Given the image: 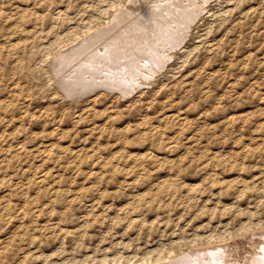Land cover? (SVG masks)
I'll list each match as a JSON object with an SVG mask.
<instances>
[{"label":"rangeland","instance_id":"rangeland-1","mask_svg":"<svg viewBox=\"0 0 264 264\" xmlns=\"http://www.w3.org/2000/svg\"><path fill=\"white\" fill-rule=\"evenodd\" d=\"M160 1L0 0V264H195L263 239L264 0ZM140 4L164 6L139 27ZM117 29L109 63L148 42L162 65L128 55L129 89L58 78Z\"/></svg>","mask_w":264,"mask_h":264},{"label":"bare ground","instance_id":"bare-ground-1","mask_svg":"<svg viewBox=\"0 0 264 264\" xmlns=\"http://www.w3.org/2000/svg\"><path fill=\"white\" fill-rule=\"evenodd\" d=\"M155 1V0H154ZM160 1V0H159ZM167 1V0H166ZM166 1H165V5H167V8H168V4H166ZM169 1V0H168ZM172 1V0H171ZM170 1V2H171ZM177 1V0H176ZM179 1V0H178ZM189 1V2H188ZM187 2L188 3H193L194 4V2L192 1V0H188ZM161 2V1H160ZM164 1H162V3H163ZM180 2H181V0H180ZM179 2V3H180ZM186 2V3H187ZM207 2V1H206ZM178 3V2H177ZM164 4H162L163 6H164ZM175 4V3H174ZM162 5L161 4H157L155 7H153V8H151V9H149V8H145V10H142V9H144V8H141L140 6H143V5H139V6H137V7H135V8H132V7H129L130 9H132L133 11L135 10V11H138V13H136L137 15H135V13L132 11H130V9L129 8H127V9H123V10H127V14H129L128 15V19H129V17H131L132 19L134 18V22L133 23H136V24H139V27L140 26H143V24L145 23V21L144 20H147V22L148 21H151L152 20V17L153 16H155L156 17V8H161L162 7ZM169 5H171V4H169ZM173 5V4H172ZM178 5V4H177ZM177 5H175V6H177ZM145 6V5H144ZM147 6V5H146ZM180 6H184L183 5V3L180 5ZM180 6L178 5V7L180 8ZM185 6H186V4H185ZM184 6V7H185ZM177 7V8H178ZM182 7H181V9H178L177 11H178V14L180 15V14H184V10H182ZM155 8V9H154ZM165 8V7H164ZM175 8V7H174ZM129 9V10H128ZM155 10V11H154ZM158 10V9H157ZM121 11V10H120ZM160 11V10H159ZM162 11V10H161ZM173 11V10H172ZM175 11V10H174ZM124 12V11H123ZM123 12H121V13H123ZM158 12V11H157ZM120 13V12H119ZM175 13V12H174ZM173 13V14H174ZM187 13H188V11H187ZM187 13H186V15H187ZM123 14H125V16H127L126 15V12L125 13H123ZM159 14V13H158ZM120 15V14H119ZM166 15H167V12H166ZM192 15V14H191ZM195 15V14H194ZM159 16H160V14H159ZM182 16V15H181ZM124 17V16H123ZM165 17V16H164ZM116 18H117V16H116ZM118 18H119V16H118ZM126 18V17H125ZM158 18V17H157ZM160 18V17H159ZM182 18V17H181ZM186 18V17H185ZM189 18V17H188ZM120 19V18H119ZM118 19V20H119ZM123 19V18H122ZM128 19L126 18V20L128 21ZM132 19H131V21H132ZM184 19V18H183ZM193 19V18H192ZM155 20V19H154ZM164 20V19H163ZM179 20V19H178ZM177 20V21H178ZM122 21H124L125 22V19H123ZM130 21V23H132ZM153 21V20H152ZM184 21H185V19H184ZM118 23H119V21H117ZM153 22H155V21H153ZM157 22V21H156ZM162 22V21H161ZM164 22V21H163ZM162 22V23H163ZM166 22V21H165ZM179 22H181V21H179ZM178 22V23H179ZM121 23V22H120ZM152 23V22H151ZM150 23V24H151ZM178 23H176V24H178ZM124 25L125 23H121V25ZM128 24H129V22H128ZM128 24H126L127 25V27L129 26ZM158 25H159V23H157ZM113 25V24H112ZM121 25H118V28H119V26H121ZM122 25V26H123ZM148 25V24H147ZM155 25V24H154ZM165 25H169V23L167 24V22H166V24ZM145 26V25H144ZM151 26H152V24H151ZM157 26V25H156ZM161 26H163V25H161ZM124 27V26H123ZM131 27H132V25H131ZM154 27V26H153ZM152 27V28H153ZM160 27V26H159ZM170 27V26H169ZM121 28V27H120ZM129 28V27H128ZM133 28V27H132ZM131 28V29H132ZM135 28H138V26L136 27L135 26ZM134 28V29H135ZM145 28H146V26H145ZM151 28V27H150ZM163 28V27H162ZM167 28V27H166ZM124 29V28H123ZM123 29H120V31L121 30H123ZM130 29V28H129ZM147 29V28H146ZM160 30H161V27L159 28ZM164 29V28H163ZM115 30V29H114ZM118 30V29H117ZM141 30V29H140ZM156 31H158L157 30V27H156V29H155ZM159 30V31H160ZM174 30V29H173ZM116 31V30H115ZM119 30L116 32V34H115V32H114V35H110V37L109 38H105L104 36L105 35H102V37H104L105 38V40L103 41V42H101V43H99V44H94L93 43V45H98L99 46V50H95V51H93V52H90L89 54H87L86 53V55L88 56V58L87 57H84V58H86L85 60H83V61H80V60H76V57L74 58L73 56V58H69L68 60H66V64H65V66H64V69H63V71L61 72V74H59V76H58V78L59 77H61V79H62V77L65 75L66 76V78L68 77L69 78V76L70 75H72V77L75 75V76H77V74H82L81 76H82V80H80V81H82V82H85L84 84L86 85V86H89L90 84H91V86L93 85V86H96V84L97 85H99V86H108V87H123V86H125V85H127L128 86V89H129V84H131V86L132 87H134L135 88V86H138L137 85V81L135 80L134 81V79H135V77L136 76H131V73H132V71H130V70H127V68L129 67V65H133V64H136V65H138V66H140V67H146V63L148 64V66L149 67H151L152 69H151V71L154 69V68H157V67H159V66H161L162 65V59L163 58H158V56H155L156 55V52H154V48L155 47H157V46H154V44H149L148 42H146V46H144V47H140L141 45H139V46H136V48L135 49H133V50H131V53L129 54L128 53V55L130 56V59H131V61H130V59L128 58L129 56L127 55V58L129 59V65H127V63H126V59H125V56H123V58H124V60L122 61L121 60V62L122 63H124V67L123 66H120V64H119V62H118V65H114V64H111V63H109V61L111 62L112 61V59H110L111 57H115V56H117L118 54L120 55V53H119V50L120 49H118V46L120 47V45H117L116 43H114L113 41H112V38H114L116 35V38L118 37V35H119V32H120ZM134 32V34H136V32H138V31H135V30H133ZM144 31V30H143ZM162 31V30H161ZM94 32V31H93ZM122 32V31H121ZM128 32H130V31H128ZM128 32H126V33H128ZM131 32H132V30H131ZM130 32V33H131ZM140 32H142V31H140ZM145 32H146V30H145ZM153 32L155 33V31L153 30ZM164 32H166V36L165 37H163V34H165ZM123 33V32H122ZM143 33V32H142ZM141 33V34H142ZM147 33V32H146ZM154 33H150V35L151 34H154ZM110 34V33H109ZM112 34V33H111ZM149 34V33H148ZM160 34L161 35H158V33H155V37L153 36V35H151V36H153V38H159V40H161V42H159V43H163V42H165V43H167V42H173V43H178L179 42V40H182V39H180V37H176L175 36V34H172V33H170V34H168V31L166 30H163L162 32H160ZM107 35V34H106ZM120 35H121V33H120ZM119 35V36H120ZM125 35V34H124ZM131 35V34H130ZM142 35H144V33L142 34ZM129 36V34L127 35V37ZM134 36V35H133ZM136 37H137V35H135ZM147 36V35H146ZM121 37V36H120ZM119 37V38H120ZM132 37V36H131ZM139 37V36H138ZM103 38V39H104ZM125 39H126V37H124ZM141 38V37H140ZM147 38V37H146ZM145 38V39H146ZM148 38H150V37H148ZM147 38V39H148ZM183 38V37H182ZM115 39V38H114ZM118 39V38H117ZM128 39V38H127ZM135 39V38H134ZM134 39H132V40H134ZM137 39V38H136ZM139 39V38H138ZM137 39V40H138ZM152 39V38H151ZM156 39V40H157ZM122 40V39H121ZM120 40V41H121ZM124 40V39H123ZM122 40V41H123ZM141 40H142V38H141ZM119 40H118V42H120ZM136 41V40H135ZM139 41V40H138ZM146 41V40H145ZM144 41V42H145ZM152 41V40H151ZM158 41V40H157ZM132 42V41H131ZM154 42V41H153ZM123 44H121L122 45V47H124V42H122ZM128 43H130V41L128 42ZM133 43V42H132ZM135 43V42H134ZM138 43V42H137ZM85 44V43H84ZM126 44H127V41H126ZM156 44V43H155ZM171 44V43H170ZM92 45V44H91ZM117 45V46H116ZM143 45V44H142ZM160 45V44H159ZM158 45V46H159ZM83 46V45H82ZM81 46V47H82ZM126 46V45H125ZM128 46V45H127ZM131 46V45H130ZM171 46H175L174 44L173 45H171ZM170 46V47H171ZM80 47V46H79ZM78 47V48H79ZM90 47V46H89ZM95 47V46H94ZM83 48V47H82ZM82 48H81V50H82ZM87 48V47H86ZM96 48H97V46H96ZM131 48H133V47H131ZM163 47H157V50H161ZM88 49V48H87ZM92 49H94L93 47H92ZM118 49V50H117ZM152 49V50H151ZM154 49V50H153ZM171 49H172V47H171ZM89 50H91V49H89ZM122 50V49H121ZM126 50V49H125ZM129 50H130V48H129ZM75 51V50H74ZM83 51H84V48H83ZM124 51V50H123ZM128 51V50H127ZM171 51V50H170ZM73 52V51H72ZM87 52V51H86ZM122 52V51H121ZM75 53V52H74ZM79 53V52H78ZM78 53H76L75 55H77ZM82 53V52H81ZM123 53V52H122ZM126 53V52H125ZM124 53V54H125ZM83 54H85V51H84V53ZM74 55V54H73ZM93 55V56H92ZM159 55V54H158ZM160 55H162V53H160ZM79 56V55H78ZM82 56H84V55H82ZM68 57V56H67ZM118 57V56H117ZM117 57H115L116 59H117ZM82 58V57H81ZM80 58V59H81ZM122 58V59H123ZM143 58V61H144V64L142 63V64H137V62L136 61H138L139 62V60H141ZM78 59V58H77ZM100 59V60H99ZM103 60V61H102ZM108 62H107V61ZM118 60V59H117ZM61 61V60H60ZM65 61V60H64ZM94 61H95V63H94ZM99 61H102V65L99 63ZM113 61H115V60H113ZM120 61V60H119ZM135 61V63H133ZM81 62V63H80ZM117 62V61H116ZM120 62V63H121ZM128 62V61H127ZM142 62V61H141ZM113 63V62H112ZM100 64V65H99ZM63 65V64H62ZM75 65H76V68H73V66L75 67ZM83 66V67H82ZM134 66V65H133ZM59 67V66H58ZM121 67H123V68H121ZM125 67H126V70L125 71H122V69L124 70L125 69ZM132 67V66H131ZM137 67V66H136ZM143 67V69H145ZM63 68V67H62ZM79 68L81 69V71L80 72H77V70L76 69H78L79 70ZM74 69V70H73ZM133 69V68H132ZM148 69H150V68H148ZM158 69V68H157ZM73 70V71H72ZM137 71H138V68H137ZM145 71V70H144ZM149 71V70H148ZM155 71V70H154ZM157 71H159V70H157ZM57 72V71H56ZM128 72V73H127ZM134 72V71H133ZM59 73V72H58ZM125 73H127V74H125ZM135 73H137L138 74V72H134V74ZM145 73H147V72H145ZM156 73V72H155ZM154 73V74H155ZM150 74H152V73H150ZM125 75V76H124ZM136 75V74H135ZM139 75V74H138ZM144 75V74H143ZM149 75V74H148ZM80 76V75H79ZM93 76H95L96 77V79L94 78L93 79ZM140 76H142V75H140ZM147 76V75H146ZM145 76V77H146ZM153 76H155V75H153ZM83 77H86L85 79L83 78ZM92 77V78H91ZM128 78V79H126V81H128V82H126L125 80H124V78ZM132 77H134V79L132 78ZM143 77V76H142ZM148 77V76H147ZM151 76H149V78H150ZM68 78L66 79V80H68ZM70 78H71V76H70ZM69 78V79H70ZM121 79L122 81H120L119 79ZM138 78V77H137ZM136 78V79H137ZM144 78V77H143ZM60 79V78H59ZM65 79V78H64ZM74 79V78H73ZM77 79V78H76ZM83 79L85 80V81H83ZM142 79V78H141ZM93 80L95 81L94 83H93ZM70 81V80H69ZM76 81H78V79L76 80ZM98 81V83H96ZM118 81H120V82H122V83H119ZM138 81H141V80H138ZM62 82H65V81H61V83ZM67 82V81H66ZM144 81L142 80V83H143ZM129 83V84H128ZM59 84V83H58ZM69 84V83H68ZM75 84V83H74ZM78 84V83H77ZM77 84H75V85H77ZM141 84V83H140ZM144 84V83H143ZM70 85V84H69ZM69 85L67 86V84L65 85V86H67V87H69ZM73 85V84H72ZM75 85H73V86H75ZM80 85V84H79ZM78 85V86H79ZM65 86H63V88L65 87ZM98 86V87H99ZM76 87V86H75ZM97 87V86H96ZM126 87V86H125ZM82 88V87H81ZM80 88V89H81ZM88 88V87H87ZM86 88V89H87ZM124 88V87H123ZM117 89V88H116ZM73 90H75V88L73 89ZM77 90V89H76ZM125 90H127V89H125ZM70 91V90H69ZM119 91V90H118ZM123 91V90H122ZM66 92V91H65ZM77 92V91H76ZM75 92V93H76ZM79 92V91H78ZM81 92H83L82 90H81ZM121 92V91H120ZM129 92V91H128ZM67 93H68V91H67ZM86 92H85V90H84V93H82V94H85ZM71 94H73V92L71 93ZM123 94V93H122ZM128 94V93H127ZM75 95V94H74ZM74 95H72L73 97H76V96H74ZM78 95H79V93H78ZM77 95V96H78ZM82 96V95H81ZM75 99V98H74ZM248 238H250V237H248ZM262 240H260V241H258V243H253V244H251V243H248V244H250V245H248V247H249V249L248 250H246V253L244 254V256H241V253H240V251L238 250V248H237V244L235 243L234 244V246L233 247H228V243L226 244H222L221 246L220 245H218L217 247L218 248H202V249H200L199 251H192V253L191 254H193V256L195 257L194 259L196 260L195 262V264H264V236H262ZM246 239V238H245ZM257 241V240H256ZM242 242V241H241ZM220 246V247H219ZM214 247V246H213ZM242 247V246H241ZM234 248H235V250H234ZM245 249V248H244ZM189 253V252H188ZM187 256H189L188 254H186ZM191 257H192V255H191ZM183 259H184V256L182 257ZM186 258V257H185ZM190 257H188V259H189ZM181 259V258H180ZM192 259H193V257H192ZM176 260V259H175ZM178 261H179V259H178ZM182 261H184V260H182ZM190 261H192V260H190ZM160 262V261H159ZM159 262H157L158 264H159ZM173 262V261H172ZM176 262V261H175ZM150 263V262H149ZM148 263V264H149ZM156 263V264H157ZM168 263H170V262H168ZM188 263V262H187ZM192 263H193V261H192ZM144 264V263H143ZM161 264V263H160ZM164 264V263H163ZM166 264V263H165ZM191 264V263H190Z\"/></svg>","mask_w":264,"mask_h":264}]
</instances>
